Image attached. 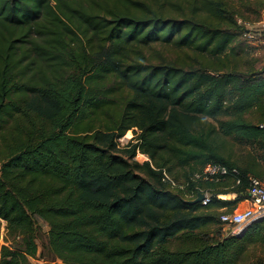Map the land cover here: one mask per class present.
I'll use <instances>...</instances> for the list:
<instances>
[{
  "label": "trees",
  "instance_id": "trees-1",
  "mask_svg": "<svg viewBox=\"0 0 264 264\" xmlns=\"http://www.w3.org/2000/svg\"><path fill=\"white\" fill-rule=\"evenodd\" d=\"M262 10L0 0V264H264V219L220 234L264 179V65L240 45ZM210 162L241 183L194 181Z\"/></svg>",
  "mask_w": 264,
  "mask_h": 264
},
{
  "label": "built area",
  "instance_id": "built-area-1",
  "mask_svg": "<svg viewBox=\"0 0 264 264\" xmlns=\"http://www.w3.org/2000/svg\"><path fill=\"white\" fill-rule=\"evenodd\" d=\"M125 139V136L119 139L121 143ZM120 146V144H119ZM231 175L236 178V183H241L240 171L237 167H229L222 163L210 162L201 171L197 172L193 180H216L221 176ZM167 179L171 180L166 174ZM172 181V180H171ZM175 184V182H173ZM200 190V193L205 194L203 199V204H208L212 200V194L209 191H203L200 187H196ZM248 195L252 203V207H247L245 209L234 210V211H224L221 214V222L224 227L228 229L227 235H239L242 234L246 228L254 221L264 219V180L255 176H250V183L248 187ZM194 196L193 194L191 197ZM221 198L220 195H217ZM44 260L40 258H32V264H40ZM44 263V262H43Z\"/></svg>",
  "mask_w": 264,
  "mask_h": 264
},
{
  "label": "rangeland",
  "instance_id": "rangeland-1",
  "mask_svg": "<svg viewBox=\"0 0 264 264\" xmlns=\"http://www.w3.org/2000/svg\"><path fill=\"white\" fill-rule=\"evenodd\" d=\"M245 25L248 29V32L242 36L240 45L243 48H249L253 54V57L257 60V66L262 67L264 65V10L261 11V16H260L259 21H256L254 23H246ZM133 141L134 140L132 139L130 135H126L125 139L120 143V146L121 147L127 146ZM135 158L136 160H139L141 162H144L149 159V157L146 154L141 153L140 151H138L137 156ZM227 194L231 195L228 198L235 197V194L233 193H227ZM228 198H225V199H228ZM247 207H252V203L250 200L241 202L238 205L237 210L245 209ZM39 220L43 226L44 232H47L49 229L48 225L41 218ZM5 226H6L5 221L0 219V230H1L0 243L1 244L4 243V236L6 233ZM227 232H228V229L222 225V230L220 234L222 236H226ZM43 241H44V238H42L39 241V243L42 244ZM256 254L260 256H264V248H259L258 250H256ZM43 262L42 263L40 262V264H60V262L54 261L51 258L44 260Z\"/></svg>",
  "mask_w": 264,
  "mask_h": 264
},
{
  "label": "water",
  "instance_id": "water-1",
  "mask_svg": "<svg viewBox=\"0 0 264 264\" xmlns=\"http://www.w3.org/2000/svg\"><path fill=\"white\" fill-rule=\"evenodd\" d=\"M205 198V194L204 193H199L198 196L195 199L189 200L190 203H200L203 201V199Z\"/></svg>",
  "mask_w": 264,
  "mask_h": 264
},
{
  "label": "bare ground",
  "instance_id": "bare-ground-1",
  "mask_svg": "<svg viewBox=\"0 0 264 264\" xmlns=\"http://www.w3.org/2000/svg\"><path fill=\"white\" fill-rule=\"evenodd\" d=\"M233 194H235V193H233ZM220 195V197L222 198V199H225V198H228V197H230L231 195L230 194H219Z\"/></svg>",
  "mask_w": 264,
  "mask_h": 264
},
{
  "label": "crops",
  "instance_id": "crops-1",
  "mask_svg": "<svg viewBox=\"0 0 264 264\" xmlns=\"http://www.w3.org/2000/svg\"><path fill=\"white\" fill-rule=\"evenodd\" d=\"M264 180V179H263Z\"/></svg>",
  "mask_w": 264,
  "mask_h": 264
}]
</instances>
